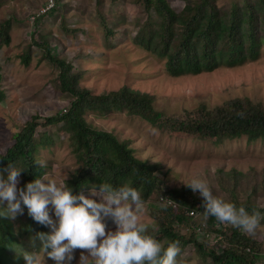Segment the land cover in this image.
<instances>
[{"label":"rangeland","instance_id":"374dc122","mask_svg":"<svg viewBox=\"0 0 264 264\" xmlns=\"http://www.w3.org/2000/svg\"><path fill=\"white\" fill-rule=\"evenodd\" d=\"M216 1L221 9L243 2ZM58 3L55 14L44 18L42 11L47 7V0H3L0 4V22L11 21L10 43L6 45L0 41L1 88L5 93L4 101L0 102V153L14 144L15 135L33 116L45 118L63 113L70 103L69 96L59 88V70L43 60L41 50L33 46L30 64L22 62V55L31 45L35 31L39 33L37 38L48 36L54 54L72 63L75 72L80 73V86L94 94L126 86L154 96L156 110L167 115L192 110L201 104L214 108L235 98L248 97L264 104V46L256 59L235 66L221 62L210 72H183L173 76L166 68L165 58L146 51L133 40L139 25L147 19L144 9L135 4L136 0H60ZM170 3L178 12L184 8L181 0H170ZM37 18H41L38 25ZM104 18L114 31L113 36L105 31ZM86 119L94 128L129 141L137 158L159 165L157 175L165 187L188 188L184 184L200 178L208 182L214 196L227 200L230 197L217 181L218 172L237 171L246 176L238 189L240 200H251L264 208V139L209 140L160 129L139 117L118 112H89ZM54 137L55 143L39 147L37 156L46 167L49 179L66 184L78 169V163L69 136L61 132ZM2 178L6 181L8 177L2 175ZM18 179L20 189V177ZM90 191L91 187L86 188L83 194L101 202V198L91 196ZM157 201V196H153L145 203L141 219L148 231L157 230L152 215ZM6 207V201L0 204V213ZM48 210L56 220L51 205ZM28 216L24 212L15 220L4 218L11 223L16 237L14 249L6 251L19 256L16 264H26L22 256L24 251L38 253L41 264H55L41 250L39 241L32 247L30 238L38 231L35 227H26ZM194 219L204 225L201 217ZM104 222L108 230L115 231L110 217ZM260 224L253 236L262 242L264 258V215L260 217ZM46 227L51 234V227ZM81 251H74L72 264H79ZM6 255L1 252V261L7 259ZM181 257L185 264H204L192 247L185 249Z\"/></svg>","mask_w":264,"mask_h":264},{"label":"trees","instance_id":"16d2710c","mask_svg":"<svg viewBox=\"0 0 264 264\" xmlns=\"http://www.w3.org/2000/svg\"><path fill=\"white\" fill-rule=\"evenodd\" d=\"M59 1L55 0L56 6L42 15L43 18L55 14ZM181 1L184 8L180 12L172 7L170 0H136L135 3L144 9L147 19L139 25L133 40L146 51L165 58L170 74L210 72L221 62L235 66L259 56L264 46V0H243L226 9H221L216 0ZM40 20H35L37 25ZM103 26L109 36L114 35L105 18ZM10 27V20L0 22V41L6 45L11 41ZM38 34L33 33V41L22 55V62L30 64L33 46L41 50L43 60L59 70V88L69 96L70 103L63 113L45 118L35 115L26 123L15 135L14 144L5 153H0V177H8L12 168L22 170L21 188L41 179L46 174V167L35 163L39 160V147L54 144V135L65 132L78 163V169L66 183L73 195L83 193L92 185L107 183L115 188L129 183L139 191L145 203L157 196L158 203L152 211L157 230L148 231V234L164 248L178 240L180 257L185 249L192 247L204 264H264L262 242L256 236L230 224H220L214 217L206 218L198 194L190 188L165 187L157 175L159 165L137 158L129 141L94 128L86 119L89 112H118L139 117L157 128L189 136L218 141L246 137L249 141H258L264 139V104L248 97L235 98L214 108L201 104L192 110L167 115L156 110L154 96L126 86L94 94L80 86V73L75 72L72 63L54 54L48 36L37 38ZM2 77L0 72V102L5 99ZM243 177L246 176L237 171L228 174L220 171L217 181L230 197L226 202L237 208L244 207L249 214L258 211L261 217L264 208L239 198L238 189ZM248 187L251 189V184ZM173 204L177 205V210ZM24 212L28 215L26 207ZM191 212L201 217L203 226L190 216ZM31 226L38 233L49 234L45 225L28 216L26 227ZM15 242L11 223L0 215V254H7L4 261L0 257V264H16L19 256L6 251L8 248L13 250Z\"/></svg>","mask_w":264,"mask_h":264},{"label":"clouds","instance_id":"9594fccd","mask_svg":"<svg viewBox=\"0 0 264 264\" xmlns=\"http://www.w3.org/2000/svg\"><path fill=\"white\" fill-rule=\"evenodd\" d=\"M35 163L44 167L40 160ZM21 173L22 170L12 168L6 181L0 177V204L7 202L0 215L15 220L24 214L26 207L34 221L50 226L51 234L37 233L30 238V243L35 247L39 241L41 250L55 264H72L76 249L83 250L79 264H185L182 257L178 259L180 241L170 242L164 248L148 234L141 219L145 202L129 183L115 188L107 183L92 185L90 195L101 198L97 203L83 193L73 195L67 184H57L47 173L42 179L18 189ZM184 185L194 194L199 193L206 218L214 217L218 223L230 224L249 235H255L261 227L260 212L249 214L244 207L237 208L214 196L206 180L193 178ZM49 205L56 220L49 214ZM109 217L116 226L115 231L108 230L104 222ZM22 256L26 264H41L36 252L24 251Z\"/></svg>","mask_w":264,"mask_h":264},{"label":"built area","instance_id":"2783aa9c","mask_svg":"<svg viewBox=\"0 0 264 264\" xmlns=\"http://www.w3.org/2000/svg\"><path fill=\"white\" fill-rule=\"evenodd\" d=\"M54 6H55V0H47V7H45V9H43V11H42L43 14H46L48 11H50L51 9H53ZM169 204H172V203L169 202ZM173 206H174V209H175V210L178 209L177 205H174V204H173ZM190 216L195 217V216H197V214H196L195 212H191V213H190Z\"/></svg>","mask_w":264,"mask_h":264}]
</instances>
